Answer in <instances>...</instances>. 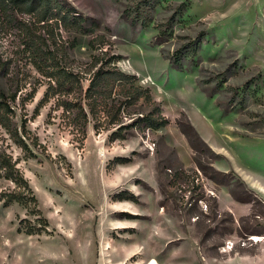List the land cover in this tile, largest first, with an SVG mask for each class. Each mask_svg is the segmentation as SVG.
Returning a JSON list of instances; mask_svg holds the SVG:
<instances>
[{
  "label": "rangeland",
  "instance_id": "1",
  "mask_svg": "<svg viewBox=\"0 0 264 264\" xmlns=\"http://www.w3.org/2000/svg\"><path fill=\"white\" fill-rule=\"evenodd\" d=\"M67 1L97 24L93 33L50 23L30 35L63 66L86 72L83 89L100 66L93 58L120 56L116 68L150 91L168 124L110 141L115 127L96 134L90 122L82 140L56 99L32 119L48 83L24 47L32 19L0 12V90L16 96L17 116L27 114L44 152L24 159L5 146L48 222L47 233L18 234V220L33 218L0 202V264H264V4L245 11L235 0H159L142 28L121 17L138 0ZM200 34L197 56L173 67L174 52ZM124 102L114 91L105 111L119 109L122 125L154 108ZM13 187L0 179V193Z\"/></svg>",
  "mask_w": 264,
  "mask_h": 264
},
{
  "label": "trees",
  "instance_id": "2",
  "mask_svg": "<svg viewBox=\"0 0 264 264\" xmlns=\"http://www.w3.org/2000/svg\"><path fill=\"white\" fill-rule=\"evenodd\" d=\"M158 1L138 0L135 4L127 6L122 11L121 17L131 27L140 25L142 28H147L151 22L150 11L159 3ZM16 10L29 15L32 19L31 23L24 24L22 30L25 38L24 47L32 58V66L48 81L42 99L33 110L32 119L39 115L40 109L51 99H56L57 108L72 118L73 125L78 127L82 140L86 137V128L90 122L96 134L115 127L109 136L110 141L125 139V130L139 125L148 130L158 131L168 124L160 108L152 101L150 91L136 85V76L125 74L116 68L115 62L120 59V56H111L104 61L93 58L95 64L100 63V66L95 71L89 72L88 84L83 89V75L86 72L73 71L63 66L55 52L45 46L42 47L30 35L31 28L50 25V23L59 24L64 29L76 30L83 35L93 33L97 24L80 15L67 0H0L1 13L7 14L9 11ZM174 18L175 14L167 21L166 29L160 31L159 36L163 39L160 40V44L167 37L172 36ZM6 23H12V20ZM202 37L203 34H200L195 40L176 50L171 58V65L176 69H182L183 58L186 56L195 58L200 49ZM97 38L99 37L90 40V47H93L98 40L101 45L103 44L104 38L101 36L98 40ZM114 91L121 93L127 107L143 101L153 105L154 108L146 115L133 119L131 124L122 125L119 109L105 113L107 102ZM35 92L33 89L29 94V100L22 102V110L25 109V104L33 99ZM15 100V95H7L0 90V179L9 181L14 186L11 191L0 193V202L5 208L17 204L25 209L28 217L33 218V220L27 218L18 220L16 229L18 234L41 235L48 232L47 219L41 214L38 201L28 181L17 167V159L14 160L12 154L7 151L6 139L21 152L24 159L35 158V150L40 149L42 153L44 151L37 136H33L27 129V114L17 116ZM118 161L123 163L125 160Z\"/></svg>",
  "mask_w": 264,
  "mask_h": 264
},
{
  "label": "crops",
  "instance_id": "3",
  "mask_svg": "<svg viewBox=\"0 0 264 264\" xmlns=\"http://www.w3.org/2000/svg\"><path fill=\"white\" fill-rule=\"evenodd\" d=\"M237 3H243L245 5V11H249V6L253 5L255 9H258L261 5L264 4V0H235L234 3L235 5L234 6H238ZM263 20H264V17H263ZM262 26V25H261ZM263 27V26H262ZM260 33L262 34V30L260 31ZM263 46H264V40H262L260 42Z\"/></svg>",
  "mask_w": 264,
  "mask_h": 264
},
{
  "label": "bare ground",
  "instance_id": "4",
  "mask_svg": "<svg viewBox=\"0 0 264 264\" xmlns=\"http://www.w3.org/2000/svg\"><path fill=\"white\" fill-rule=\"evenodd\" d=\"M103 152V150L101 149V153Z\"/></svg>",
  "mask_w": 264,
  "mask_h": 264
}]
</instances>
